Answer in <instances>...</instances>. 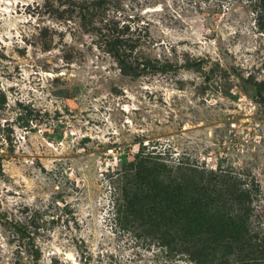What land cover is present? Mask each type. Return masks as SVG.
<instances>
[{
    "label": "rangeland",
    "instance_id": "1",
    "mask_svg": "<svg viewBox=\"0 0 264 264\" xmlns=\"http://www.w3.org/2000/svg\"><path fill=\"white\" fill-rule=\"evenodd\" d=\"M254 3L0 0V264H194L123 223L139 152L224 174L264 236Z\"/></svg>",
    "mask_w": 264,
    "mask_h": 264
},
{
    "label": "trees",
    "instance_id": "2",
    "mask_svg": "<svg viewBox=\"0 0 264 264\" xmlns=\"http://www.w3.org/2000/svg\"><path fill=\"white\" fill-rule=\"evenodd\" d=\"M253 2L257 25L264 27V0ZM201 173L194 166H167L139 152L121 176L123 223L135 222L165 251L194 264H264V236L248 230L250 209L232 197L235 210H243L227 213L228 193L219 184L225 175L218 182L208 172L215 180L204 182Z\"/></svg>",
    "mask_w": 264,
    "mask_h": 264
}]
</instances>
